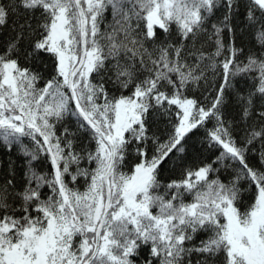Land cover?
Returning <instances> with one entry per match:
<instances>
[{"label": "snow or ice", "instance_id": "1", "mask_svg": "<svg viewBox=\"0 0 264 264\" xmlns=\"http://www.w3.org/2000/svg\"><path fill=\"white\" fill-rule=\"evenodd\" d=\"M0 264H264V0H0Z\"/></svg>", "mask_w": 264, "mask_h": 264}]
</instances>
